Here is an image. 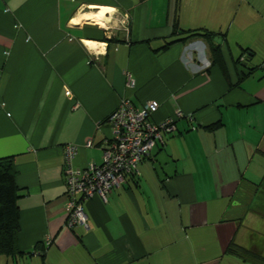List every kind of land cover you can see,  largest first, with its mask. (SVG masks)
Returning <instances> with one entry per match:
<instances>
[{
	"label": "crops",
	"instance_id": "1",
	"mask_svg": "<svg viewBox=\"0 0 264 264\" xmlns=\"http://www.w3.org/2000/svg\"><path fill=\"white\" fill-rule=\"evenodd\" d=\"M124 97L192 119L68 228L64 146L101 163ZM5 156L18 253L0 264H264V0H0Z\"/></svg>",
	"mask_w": 264,
	"mask_h": 264
},
{
	"label": "built area",
	"instance_id": "2",
	"mask_svg": "<svg viewBox=\"0 0 264 264\" xmlns=\"http://www.w3.org/2000/svg\"><path fill=\"white\" fill-rule=\"evenodd\" d=\"M133 85L134 80L128 75L127 86ZM157 107L152 100L135 106L130 98H122L106 118L112 135L102 146V161L99 164L90 161L83 168L74 167L72 161L78 146L73 143L64 146L68 228L86 225L84 201L93 196L106 201L109 192L123 185L127 177H137L138 164L151 156L152 147L157 141L163 142L164 133L175 130L177 119H192L191 114L185 115L177 110L173 116L153 121L151 115ZM86 146H90V143H86ZM49 243L50 240H47L46 244Z\"/></svg>",
	"mask_w": 264,
	"mask_h": 264
},
{
	"label": "trees",
	"instance_id": "3",
	"mask_svg": "<svg viewBox=\"0 0 264 264\" xmlns=\"http://www.w3.org/2000/svg\"><path fill=\"white\" fill-rule=\"evenodd\" d=\"M205 35H209L205 33ZM211 61L222 66L217 47H211ZM18 187L15 184V169L12 156L0 158V254L18 253L17 234L19 209Z\"/></svg>",
	"mask_w": 264,
	"mask_h": 264
},
{
	"label": "bare ground",
	"instance_id": "4",
	"mask_svg": "<svg viewBox=\"0 0 264 264\" xmlns=\"http://www.w3.org/2000/svg\"><path fill=\"white\" fill-rule=\"evenodd\" d=\"M94 43H91V45H93ZM95 45V44H94Z\"/></svg>",
	"mask_w": 264,
	"mask_h": 264
}]
</instances>
